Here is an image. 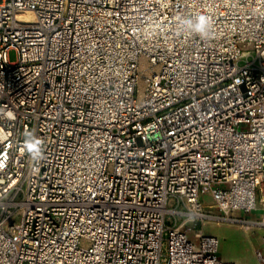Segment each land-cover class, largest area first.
Segmentation results:
<instances>
[{
	"label": "built area",
	"instance_id": "2783aa9c",
	"mask_svg": "<svg viewBox=\"0 0 264 264\" xmlns=\"http://www.w3.org/2000/svg\"><path fill=\"white\" fill-rule=\"evenodd\" d=\"M214 208L264 227V0H0V264H236Z\"/></svg>",
	"mask_w": 264,
	"mask_h": 264
},
{
	"label": "rangeland",
	"instance_id": "374dc122",
	"mask_svg": "<svg viewBox=\"0 0 264 264\" xmlns=\"http://www.w3.org/2000/svg\"><path fill=\"white\" fill-rule=\"evenodd\" d=\"M12 62L18 60V51L12 48L8 52ZM206 204L211 203V196L204 195ZM214 216L205 221L204 226L198 222L197 229H203L207 235L216 236L219 239L218 255L224 260L233 261L236 264H260L257 250L263 249L264 253V227L255 224L261 211H255L251 215L236 212L220 214L218 210L211 209Z\"/></svg>",
	"mask_w": 264,
	"mask_h": 264
},
{
	"label": "clouds",
	"instance_id": "9594fccd",
	"mask_svg": "<svg viewBox=\"0 0 264 264\" xmlns=\"http://www.w3.org/2000/svg\"><path fill=\"white\" fill-rule=\"evenodd\" d=\"M205 23L201 26V31L199 35L204 38L209 35V27L210 25L207 23V20L205 19ZM41 142L35 138L32 134H28L25 136L24 145L28 149L30 154H41V148H40Z\"/></svg>",
	"mask_w": 264,
	"mask_h": 264
},
{
	"label": "bare ground",
	"instance_id": "6f19581e",
	"mask_svg": "<svg viewBox=\"0 0 264 264\" xmlns=\"http://www.w3.org/2000/svg\"><path fill=\"white\" fill-rule=\"evenodd\" d=\"M24 18L28 19V20H33V14L29 11H27L26 13L23 14Z\"/></svg>",
	"mask_w": 264,
	"mask_h": 264
}]
</instances>
